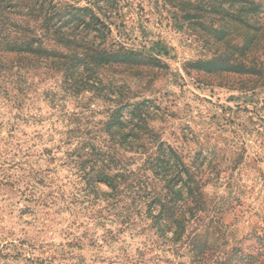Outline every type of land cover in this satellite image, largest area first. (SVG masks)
I'll return each mask as SVG.
<instances>
[{
  "label": "rangeland",
  "instance_id": "1",
  "mask_svg": "<svg viewBox=\"0 0 264 264\" xmlns=\"http://www.w3.org/2000/svg\"><path fill=\"white\" fill-rule=\"evenodd\" d=\"M25 1L0 0V264H264V0ZM160 142L202 196L177 243L104 179L116 150L161 186Z\"/></svg>",
  "mask_w": 264,
  "mask_h": 264
},
{
  "label": "trees",
  "instance_id": "2",
  "mask_svg": "<svg viewBox=\"0 0 264 264\" xmlns=\"http://www.w3.org/2000/svg\"><path fill=\"white\" fill-rule=\"evenodd\" d=\"M32 1L26 0V5ZM1 39L9 43L6 42L7 38ZM157 146L155 152L147 156V163L153 178L162 182L161 186L140 185L136 182L138 179L126 183L127 179L135 175L126 168L127 163L123 166L120 164L116 150H110V155H107L110 158V171L119 166L120 168L110 174V181L105 178L108 175H105L104 179L106 183H110L111 197L122 193L123 185L138 198L146 196V213L152 221L151 226L161 233L172 231L171 240L177 243L183 238L191 219L196 217V212L201 209L202 196L196 174L183 164L177 152L170 145L164 147L162 142ZM130 148L134 146L131 145ZM195 249L194 261L202 264L206 258L207 244H199Z\"/></svg>",
  "mask_w": 264,
  "mask_h": 264
}]
</instances>
